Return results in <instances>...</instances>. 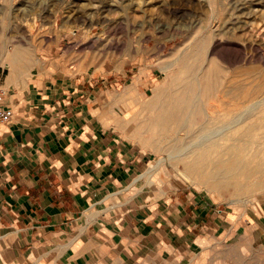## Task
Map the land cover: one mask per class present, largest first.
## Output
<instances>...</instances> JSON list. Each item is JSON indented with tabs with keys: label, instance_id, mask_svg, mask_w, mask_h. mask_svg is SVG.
I'll use <instances>...</instances> for the list:
<instances>
[{
	"label": "crops",
	"instance_id": "1",
	"mask_svg": "<svg viewBox=\"0 0 264 264\" xmlns=\"http://www.w3.org/2000/svg\"><path fill=\"white\" fill-rule=\"evenodd\" d=\"M40 31L29 71L0 82L11 112L0 124V264H243L234 213L137 186L144 153L116 118L135 104L117 103L126 86L147 97L153 77L138 73L120 92L98 86L75 67L60 32Z\"/></svg>",
	"mask_w": 264,
	"mask_h": 264
},
{
	"label": "rangeland",
	"instance_id": "2",
	"mask_svg": "<svg viewBox=\"0 0 264 264\" xmlns=\"http://www.w3.org/2000/svg\"><path fill=\"white\" fill-rule=\"evenodd\" d=\"M219 1L0 0V41H3L0 42V53L4 52L5 48L9 51L18 48L23 50L24 56L21 55V57L34 61L38 51L41 50L38 45L40 30L55 29L63 35L62 45L66 46L64 49L68 48V54L73 58L75 67L80 68L91 78L96 77L99 81L98 86H104L109 90L114 88L115 91L120 92L124 82L132 76L138 73L151 75L154 85L145 101H139V95L136 94L133 86H126L121 95V101L117 103L123 110L135 104L132 113L121 112L116 118L123 125L121 136L133 143V148L138 154L144 153L143 157L147 167H142L144 173L142 172L143 174L137 178V180L141 179L137 185L139 190L149 191L153 198L163 199V201L168 200L173 193L179 190L190 194L191 197L194 196L193 198L200 202L210 204L212 208L234 213L233 216L236 219L232 225V233L235 230H238V234L244 232L246 239V243H243L246 250L239 248L238 260L244 261L243 264H264V190L254 189L248 192L245 196L248 198L254 196L255 201L253 199L250 204L241 206L233 204L231 199L245 197L243 195H234L229 191H212L202 184H196L197 181L184 180L177 174L176 168L180 166V163L177 165L176 160L167 159L161 168L150 171L166 155L163 151L156 150L162 148L163 143L159 142L157 130L148 126V116L153 115L154 112L149 111L146 105L151 101L150 99L153 100L151 96L157 90L168 88L170 81L174 78L170 74L172 78H169L166 70H161V68L177 58L173 56V53L183 41L182 33L186 29L191 32L202 22V25L206 26L212 22L214 17L219 19L220 24L223 22L219 27V31L223 32L221 35L223 42L230 43L229 45L233 47L237 46V49H240L244 57L248 59L254 52V58L261 61V65L259 62H255L254 65L247 63L248 68L256 67L257 75L245 76L247 79L242 83L243 89L250 92L259 85L261 80L264 81V74H261L264 72L262 71L264 70L262 66L264 65V54L260 56L264 53L262 51L264 50L262 49L264 48V0H253L257 3L254 7L246 0ZM232 4L242 9L238 10V7L234 10ZM239 22L244 23L241 27L243 29L239 27ZM185 24L186 27H184ZM8 58L11 59L10 56ZM176 69L177 64L171 71L175 73ZM8 73V69L1 64L0 82ZM119 78L123 79L119 81ZM115 80L118 81L115 82ZM238 110H240L239 106L228 107L226 112H221L224 118L220 119L225 121L235 116ZM254 133L255 139L247 147L251 151L264 150V139H262L264 127H260ZM229 143L231 142H227ZM140 196L146 195L143 193ZM255 215L261 218L262 224L254 225L251 218ZM226 239L220 240L217 248H223ZM234 251L232 249V252Z\"/></svg>",
	"mask_w": 264,
	"mask_h": 264
},
{
	"label": "bare ground",
	"instance_id": "3",
	"mask_svg": "<svg viewBox=\"0 0 264 264\" xmlns=\"http://www.w3.org/2000/svg\"><path fill=\"white\" fill-rule=\"evenodd\" d=\"M246 1L253 7L257 5L255 0ZM238 7L235 6L234 10ZM241 9L242 7L238 8ZM222 23L214 17L209 25L203 26L202 22L191 32L185 28L182 33L183 41H180L181 44L174 53L171 52L177 58L173 62H166L161 68L166 70L169 78H172L170 75L174 78L170 81V87L159 89L155 96H151L153 100L150 99L146 108L154 112L148 116V126L157 130L159 142L163 143V147L156 150L163 151L167 158L160 159L150 171L158 170L167 159H173L177 165L180 163L176 170L184 180L197 181L196 184H202L212 191H229L234 195L245 196L254 189L264 190V150L251 151L247 147L255 139L254 132L264 127V81H259V85L250 92L243 89L242 83L247 79L245 76L257 75L256 67L248 68L247 63L254 65L259 62L261 65V61L254 58V52H250L252 56L248 59L237 46L223 42V32L219 31ZM243 25L244 23H240L239 27ZM186 26L185 24L184 27ZM262 54L264 53L260 56ZM21 55L24 56L23 50L18 48L11 51L5 48L0 53V65L9 71L7 80H17L21 74L29 71L26 69L24 72V63H32V60ZM175 64L177 69L174 73L171 70ZM146 98L139 95L138 99L143 102ZM238 106L240 110L235 116L225 121L220 119L224 118L221 112H226L228 107ZM229 141L231 143L227 144ZM253 199L254 196H245L231 201L242 206L250 204Z\"/></svg>",
	"mask_w": 264,
	"mask_h": 264
},
{
	"label": "built area",
	"instance_id": "4",
	"mask_svg": "<svg viewBox=\"0 0 264 264\" xmlns=\"http://www.w3.org/2000/svg\"><path fill=\"white\" fill-rule=\"evenodd\" d=\"M3 96L4 92L0 90V124L7 123L11 119V112L1 105V99Z\"/></svg>",
	"mask_w": 264,
	"mask_h": 264
}]
</instances>
